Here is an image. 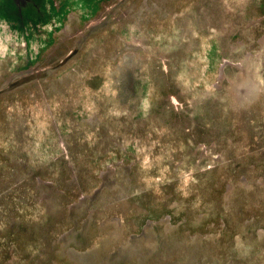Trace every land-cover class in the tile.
<instances>
[{
	"label": "rangeland",
	"instance_id": "374dc122",
	"mask_svg": "<svg viewBox=\"0 0 264 264\" xmlns=\"http://www.w3.org/2000/svg\"><path fill=\"white\" fill-rule=\"evenodd\" d=\"M108 1L0 0V264H264V0Z\"/></svg>",
	"mask_w": 264,
	"mask_h": 264
},
{
	"label": "flooded vegetation",
	"instance_id": "af4514ba",
	"mask_svg": "<svg viewBox=\"0 0 264 264\" xmlns=\"http://www.w3.org/2000/svg\"><path fill=\"white\" fill-rule=\"evenodd\" d=\"M110 1H113V0H109L108 2H110ZM95 3H97V1L95 2ZM47 6V5H46ZM45 6V7H46ZM99 11V9H98V7L97 6H95V7H92V8H90L87 12V14L85 13V14H83V16L81 17V18H77L78 19V22H79V26H82V27H80V28H84V27H88V26H90L91 25V23H93L94 21H96V19L98 18V16H99V13L97 14V15H95L97 12ZM48 13H49V10H48ZM43 14V13H42ZM47 14V13H46ZM64 14L63 13H61V16H63ZM57 20L59 19L60 20V17H57L56 18ZM46 20H48V21H51V19H46ZM58 20V21H59ZM61 22V21H60ZM60 22L59 23H56V25H60ZM28 23H29V25L30 24H33L34 22L32 21V20H30V19H28ZM80 28H79V31H80ZM72 53L73 52H70V53H68V54H66L64 57V60L61 62V64L65 61V60H67V59H69L71 56H72ZM27 69V68H26ZM110 164V163H109ZM65 223V222H64ZM64 225V224H63ZM64 229V228H63ZM69 230V229H68ZM67 230V231H68ZM65 231V230H64ZM60 232L61 234V236L63 237L64 235H68L69 234V232L71 231H68V232ZM90 248V247H89ZM87 250H89V249H87ZM86 251V250H85Z\"/></svg>",
	"mask_w": 264,
	"mask_h": 264
},
{
	"label": "water",
	"instance_id": "95a60500",
	"mask_svg": "<svg viewBox=\"0 0 264 264\" xmlns=\"http://www.w3.org/2000/svg\"><path fill=\"white\" fill-rule=\"evenodd\" d=\"M29 68V67H28Z\"/></svg>",
	"mask_w": 264,
	"mask_h": 264
}]
</instances>
